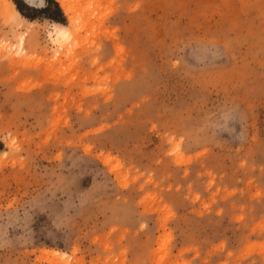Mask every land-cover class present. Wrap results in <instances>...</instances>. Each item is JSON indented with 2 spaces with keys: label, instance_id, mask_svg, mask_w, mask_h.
<instances>
[{
  "label": "rangeland",
  "instance_id": "374dc122",
  "mask_svg": "<svg viewBox=\"0 0 264 264\" xmlns=\"http://www.w3.org/2000/svg\"><path fill=\"white\" fill-rule=\"evenodd\" d=\"M11 1L0 264H264V0Z\"/></svg>",
  "mask_w": 264,
  "mask_h": 264
},
{
  "label": "bare ground",
  "instance_id": "6f19581e",
  "mask_svg": "<svg viewBox=\"0 0 264 264\" xmlns=\"http://www.w3.org/2000/svg\"><path fill=\"white\" fill-rule=\"evenodd\" d=\"M58 1H59V4H60V7L62 8V10L66 14H68V13L72 14V15H70L71 17L68 16L69 17L68 20L70 22L72 20V22H73V20H74L73 18L76 17V16L74 17V13L77 12V10L74 11V7L81 6V3H83V0H58ZM23 2L27 6H30V7H33V8H40L42 0H23ZM0 18L2 19L3 23L7 24L10 28L23 30L22 31L23 33L19 34L18 39L15 38V39L18 40L17 42H18L19 45H23L25 43V40H26L25 36L29 35V32L31 31L33 26L35 27L34 21H30V20H27L26 18H24L20 14V12L17 10V8L15 7V4L11 0H0ZM18 33L19 32H17V35H18ZM48 37H49V39H51L53 41L54 44L61 45V43L65 42V41H68V40H71V38L74 37V32L71 29L66 28V26H63L61 24H52L51 29L48 31ZM12 45H14V44H12ZM11 47H14V46H11ZM21 47H23V46H21ZM16 49L18 50V52L19 51L21 52V50L19 48L16 47ZM0 52H2V50H0ZM3 52H4V49H3ZM25 52H26V50H25ZM55 55H54L52 61L58 60V57L56 58ZM13 56H9V51H8V60H9L10 64H14V63L18 62L17 58H19V57L15 58L16 56L15 55H13ZM21 59L22 58H20L19 62H21V64H22V60L23 59L22 60ZM24 61L25 60H23V62ZM43 253L47 254V255H50L53 258H60V259L64 258V256H63L64 254H61L58 251H54V250L53 251H45Z\"/></svg>",
  "mask_w": 264,
  "mask_h": 264
}]
</instances>
